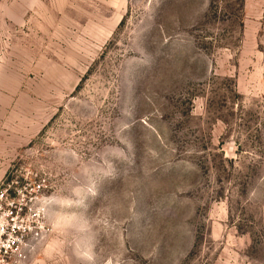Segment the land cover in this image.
<instances>
[{
	"label": "rangeland",
	"instance_id": "rangeland-1",
	"mask_svg": "<svg viewBox=\"0 0 264 264\" xmlns=\"http://www.w3.org/2000/svg\"><path fill=\"white\" fill-rule=\"evenodd\" d=\"M41 179L24 264H264V0H0V194Z\"/></svg>",
	"mask_w": 264,
	"mask_h": 264
},
{
	"label": "built area",
	"instance_id": "built-area-1",
	"mask_svg": "<svg viewBox=\"0 0 264 264\" xmlns=\"http://www.w3.org/2000/svg\"><path fill=\"white\" fill-rule=\"evenodd\" d=\"M45 179L23 190L4 188L0 194V264H24L45 231Z\"/></svg>",
	"mask_w": 264,
	"mask_h": 264
}]
</instances>
